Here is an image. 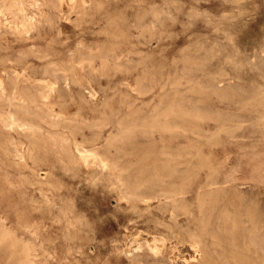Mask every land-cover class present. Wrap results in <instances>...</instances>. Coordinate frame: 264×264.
<instances>
[{
	"label": "rangeland",
	"instance_id": "obj_1",
	"mask_svg": "<svg viewBox=\"0 0 264 264\" xmlns=\"http://www.w3.org/2000/svg\"><path fill=\"white\" fill-rule=\"evenodd\" d=\"M90 1L0 7V264H263L264 0Z\"/></svg>",
	"mask_w": 264,
	"mask_h": 264
},
{
	"label": "bare ground",
	"instance_id": "obj_2",
	"mask_svg": "<svg viewBox=\"0 0 264 264\" xmlns=\"http://www.w3.org/2000/svg\"><path fill=\"white\" fill-rule=\"evenodd\" d=\"M38 1V0H37ZM86 1V0H85ZM90 1V0H89ZM93 1V0H92ZM96 1V0H95ZM98 1V0H97ZM91 2V1H90ZM133 2V1H132ZM47 3V2H46ZM60 3H62V1L60 2ZM75 3V2H74ZM69 6V5H68ZM24 8V7H23ZM45 8V7H44ZM241 8V7H240ZM244 8V7H243ZM242 8V9H243ZM152 9V8H151ZM21 10V9H20ZM55 10V9H54ZM28 11V10H27ZM157 11V10H156ZM243 11V10H242ZM29 12V11H28ZM162 11H160V12H157V13H161ZM22 13V12H21ZM42 13V12H41ZM47 13V12H46ZM52 13V12H51ZM154 13H155V10H154ZM14 14V13H13ZM6 15V14H5ZM11 15V14H10ZM43 15V14H42ZM39 16H41V15H39ZM51 16V15H50ZM49 16V17H50ZM65 16V15H64ZM46 17L48 18V16L46 15ZM52 19H53V17H52ZM48 20V19H47ZM131 20V19H130ZM162 20V19H161ZM3 21V20H2ZM65 21V20H64ZM130 22V21H129ZM152 22V21H151ZM10 23V22H9ZM56 24V23H55ZM146 24V23H145ZM40 25V24H39ZM147 25V24H146ZM6 27V26H5ZM147 28V27H146ZM56 29V28H55ZM144 30V29H143ZM49 32V31H48ZM57 32V31H56ZM59 32V31H58ZM31 33H33V32H31ZM44 33V32H43ZM134 33V32H133ZM37 34V33H36ZM42 34V33H41ZM40 34V35H41ZM53 35H54V33H52ZM56 34V33H55ZM32 35V34H31ZM34 36V35H33ZM38 36V35H37ZM51 36V35H50ZM15 37V36H14ZM27 37V36H26ZM25 37V38H26ZM45 37V36H44ZM53 37V36H52ZM12 38H13V36H12ZM22 39H24V38H22ZM11 40H13V39H11ZM25 41H27V40H25ZM142 42V41H141ZM148 42V41H147ZM1 43V42H0ZM143 43V42H142ZM3 44V43H2ZM24 45V44H23ZM17 46V45H16ZM15 46V47H16ZM25 46H26V44H25ZM21 47V46H20ZM79 49V48H78ZM139 49H141V48H139ZM16 52V51H15ZM21 53V52H20ZM207 53V52H206ZM35 54V53H34ZM44 54V53H43ZM123 54H124V52H123ZM122 54V55H123ZM82 55V54H81ZM105 55H107V54H105ZM28 56V55H27ZM71 56H73V54L71 55ZM83 56V55H82ZM39 57V56H38ZM87 57V56H86ZM111 57V56H110ZM210 57V56H209ZM261 57V56H260ZM74 58V57H73ZM104 58V57H103ZM107 58V57H106ZM138 58V57H137ZM198 58V57H197ZM75 59V58H74ZM81 59V58H80ZM99 59H100V57H99ZM263 59V58H262ZM261 59V60H262ZM53 60V59H52ZM73 60V59H72ZM77 60V59H76ZM81 60H83V57H82V59ZM85 60V59H84ZM108 60V59H107ZM137 60V62H138V59H136ZM244 60V59H243ZM242 60V61H243ZM28 61V60H27ZM79 61V60H78ZM92 61V60H91ZM100 61H101V59H100ZM245 61V60H244ZM243 61V62H244ZM253 61V60H252ZM263 61H264V59H263ZM262 61V62H263ZM75 62V61H74ZM104 62H105V60H104ZM103 62V63H104ZM112 62V61H111ZM203 62V61H202ZM29 63V62H28ZM100 63V62H99ZM109 63H110V61H109ZM199 63V62H198ZM204 63V62H203ZM245 63V62H244ZM27 64V63H26ZM25 64V65H26ZM81 64V63H80ZM105 64H107V63H105ZM208 64H209V62H208ZM214 64V63H213ZM258 64H261V63H258ZM71 65V64H70ZM69 65V66H70ZM73 65V64H72ZM71 65V66H72ZM77 65H78V63H77ZM205 65V64H204ZM118 66V65H117ZM212 66H215V65H212ZM263 66H264V62H263ZM262 66V67H263ZM5 67H7V66H5ZM120 67V66H119ZM187 67V66H186ZM186 67H184L183 66V68L186 70ZM250 67V66H249ZM261 67V66H260ZM261 67V69H263ZM39 68V67H38ZM49 68H51V67H49ZM70 68V67H69ZM127 68H128V66H127ZM183 68H181V70L183 69ZM188 68V67H187ZM43 69V68H42ZM64 69H65V67H64ZM189 69H190V67H189ZM194 69V68H193ZM193 69L191 68V70L193 71ZM195 69H196V67H195ZM258 69V68H257ZM260 69V68H259ZM24 70V69H23ZM23 70H21V71H23ZM67 70V69H66ZM203 70V69H202ZM210 70V69H209ZM215 70V69H214ZM247 70V69H246ZM60 71H61V69H60ZM68 71V70H67ZM197 71V70H196ZM205 71V70H204ZM212 71V70H211ZM210 71V72H211ZM216 71V70H215ZM214 71V72H215ZM261 71H263V70H261ZM54 72V71H53ZM191 72V71H190ZM259 72H260V70H259ZM38 73V72H37ZM180 73H181V71H180ZM212 73V72H211ZM22 74V73H21ZM179 74V73H178ZM183 74V73H182ZM185 74V73H184ZM264 74V73H263ZM6 75V74H5ZM27 75V74H26ZM49 75V74H48ZM181 75V74H180ZM188 75H189V73H188ZM260 75V74H259ZM62 76V75H61ZM179 76V75H178ZM195 76H197V75H195ZM202 76H204V75H202ZM262 76V75H261ZM52 77V76H51ZM192 77V76H191ZM197 77H199V76H197ZM13 78V77H12ZM139 78V77H138ZM146 78V77H145ZM149 78V77H148ZM170 78V77H169ZM178 78V77H177ZM181 77H179L178 79H180ZM182 78H183V76H182ZM188 78V77H187ZM186 78V79H187ZM194 78V77H193ZM38 79V78H37ZM142 79H144V78H142ZM185 79V80H186ZM198 79V78H197ZM41 80V79H40ZM168 80V79H167ZM188 80V79H187ZM223 80V79H222ZM225 80V79H224ZM3 81V80H2ZM14 81V80H13ZM43 81H44V79H43ZM137 81V80H136ZM135 81V82H136ZM163 81H165V80H163ZM192 81V80H191ZM190 81V82H191ZM193 81H195V80H193ZM192 81V82H193ZM231 81V80H230ZM229 81V82H230ZM46 82V81H45ZM109 82V81H108ZM132 82H134V81H132ZM134 82V83H135ZM174 82V81H173ZM173 82L171 83V84H173ZM203 82V81H202ZM232 82V81H231ZM235 82V81H234ZM54 83H56V82H54ZM206 83V82H205ZM214 83H215V81H214ZM222 83V82H221ZM242 83V82H241ZM240 83V84H241ZM164 84V83H163ZM213 84V83H212ZM234 84V83H233ZM239 84V83H238ZM59 85V84H58ZM129 85H130V82H129ZM144 85H146V84H144ZM206 85V84H205ZM210 85V84H209ZM214 86H217L218 87V85H216V84H213ZM226 85V84H225ZM228 85V84H227ZM235 85V84H234ZM249 85V84H248ZM21 86H23V85H21ZM37 86V85H36ZM138 86V85H137ZM173 86H175V85H173ZM212 86V85H211ZM229 86V85H228ZM233 86V85H232ZM236 86V85H235ZM239 86V85H238ZM242 86V85H241ZM24 87V86H23ZM27 87H29V86H27ZM32 87V86H31ZM50 87V86H49ZM48 87V88H49ZM52 87V86H51ZM98 87V86H97ZM105 87V86H104ZM146 87H148V86H146ZM222 87H223V85H222ZM230 87H231V85H230ZM244 87V86H243ZM245 87H247L246 86V83H245ZM257 87V86H256ZM60 88V87H59ZM65 88V87H64ZM99 88V87H98ZM162 88V87H161ZM206 88V87H205ZM209 88H211V87H209ZM209 88H207V89H209ZM224 88V87H223ZM226 88V87H225ZM234 89H235V87H233ZM255 88V87H254ZM23 89H25V88H23ZM27 89V88H26ZM35 89V88H34ZM54 89V88H53ZM52 89V90H53ZM61 89V88H60ZM67 89V88H66ZM77 89V88H76ZM103 89V88H102ZM108 89V88H107ZM150 89V88H149ZM222 89V88H221ZM242 88H240V90H241ZM248 89V88H247ZM14 90V89H13ZM40 90V89H39ZM38 90V91H39ZM42 90H45V89H42ZM79 90V89H78ZM135 90V89H134ZM138 90H139V88H138ZM182 89H180V91H181ZM185 90V89H184ZM226 89H224V91H225ZM233 90V89H232ZM246 90V89H245ZM244 90V91H245ZM254 90V89H253ZM4 91H6V89H4ZM41 91V90H40ZM54 91V90H53ZM61 91V90H60ZM81 91V90H80ZM179 91V92H180ZM228 91V90H227ZM230 91V90H229ZM238 91V90H237ZM263 91V90H262ZM23 92H24V90H23ZM29 92V91H28ZM42 92V91H41ZM59 92V91H58ZM62 92H63V89H62ZM65 92H66V90H65ZM73 92V91H72ZM98 92V91H97ZM136 92H137V90H136ZM141 92V91H140ZM144 92V91H143ZM145 92H147V91H145ZM182 93H183V90L181 91ZM180 92V93H181ZM230 92H232V91H230ZM246 92H247V90H246ZM248 92H250V90H248ZM48 93V92H47ZM64 93V92H63ZM76 93V92H75ZM74 93V94H75ZM96 93V92H95ZM178 93V92H177ZM223 93V92H222ZM236 93V92H235ZM234 93V94H235ZM32 94V93H31ZM56 94V93H55ZM67 94V93H66ZM78 94V93H77ZM99 94V93H98ZM142 94V93H141ZM219 94V93H218ZM224 94H227L226 92L225 93H223L222 95H224ZM228 94H230V93H228ZM238 94V93H237ZM33 95H35L34 93H33ZM57 95V94H56ZM172 95V94H171ZM175 95V94H174ZM240 95H242L241 93H240ZM240 95H238V97L240 96ZM244 95V94H243ZM26 96V95H25ZM61 96H63V95H61ZM160 96V95H159ZM188 96H190V95H188ZM220 96V95H219ZM227 96H232V94L231 95H227ZM235 96H236V94H235ZM234 96V97H235ZM245 96V95H244ZM32 97H34V96H32ZM171 97V96H170ZM173 97V96H172ZM180 97V96H179ZM182 97H183V95H182ZM256 97H258V96H256ZM78 98V97H77ZM174 98V97H173ZM192 98V97H191ZM231 98V97H230ZM11 99V98H10ZM28 99V98H27ZM151 99H153V98H151ZM158 99H159V97H158ZM168 99H169V97H168ZM178 99V98H177ZM188 99H190V97L188 98ZM187 99V100H188ZM227 99V98H226ZM80 100V99H79ZM101 100V99H100ZM106 100V99H105ZM141 100V99H140ZM180 100H182V99H180ZM195 100V99H194ZM2 101V100H1ZM35 101V100H34ZM139 101V100H138ZM178 101V100H177ZM176 101V102H177ZM260 101V100H259ZM36 102H38V101H36ZM101 102V101H100ZM122 102V101H121ZM133 102V101H132ZM151 102V101H150ZM150 102H148L149 104H150ZM161 102V101H160ZM159 101H158V103H160ZM164 102V101H163ZM172 102V101H171ZM175 101H173L172 103H176ZM190 102V101H189ZM78 103V102H77ZM102 103V102H101ZM158 103H156V104H158ZM162 103V102H161ZM186 103V102H185ZM185 103H183L184 105H185ZM193 103V102H192ZM51 104V103H50ZM54 104V103H53ZM105 104V103H104ZM106 104H107V102H106ZM131 104V103H130ZM147 104V103H146ZM163 104H166L167 105V103H163ZM169 104V103H168ZM181 105H182V103H180ZM189 104V103H188ZM16 105L18 106V104L16 103ZM34 105V104H33ZM37 105H38V103H37ZM56 105V104H55ZM162 105V104H161ZM172 105V104H171ZM100 106V105H99ZM163 106H165V105H163ZM174 106V105H173ZM180 106V105H179ZM178 106V107H179ZM199 106V105H198ZM0 107H3V106H0ZM37 107V106H36ZM127 107V106H126ZM153 107V106H152ZM156 107H157V105H156ZM159 107V106H158ZM182 107H183V105H182ZM189 107V106H188ZM10 108V107H9ZM23 108H25V107H23ZM57 108V107H56ZM139 108V107H138ZM154 108H155V106H154ZM161 108V107H160ZM166 108H167V106H166ZM168 108H170V106H168ZM173 108V107H172ZM171 108V109H172ZM200 108V107H199ZM98 109H100V108H98ZM162 109V108H161ZM164 109V108H163ZM162 109V110H163ZM201 109V108H200ZM199 109V110H200ZM0 110H1V108H0ZM3 110V109H2ZM33 110V109H32ZM66 110V109H65ZM119 110V109H118ZM118 110H116V111H118ZM141 110V109H140ZM160 110V109H159ZM173 110H175V109H173ZM176 110H177V107H176ZM197 110V109H196ZM23 111H25V109L23 110ZM126 111V110H125ZM165 111H166V109H165ZM181 111H183L182 109H181ZM8 112H9V110H8ZM30 112V111H29ZM29 112H25V113H29ZM34 112V111H33ZM37 112V111H36ZM45 112V111H44ZM75 112V111H74ZM106 112H107V110H106ZM150 113H152L153 112V110L152 111H149ZM170 112V111H169ZM175 112V111H174ZM177 112V111H176ZM186 112V111H185ZM194 112V111H193ZM202 112V111H201ZM208 112V111H207ZM218 112V111H217ZM1 113V112H0ZM11 113V112H10ZM35 113V112H34ZM125 113V112H124ZM131 113V112H130ZM135 113V112H134ZM148 113V112H147ZM146 113V114H147ZM157 113V112H156ZM162 113V112H161ZM167 114L166 112H163V114ZM209 113V112H208ZM213 113H215V112H213ZM15 114H17V113H15ZM33 114V113H32ZM39 114V113H38ZM116 114V113H115ZM128 114V113H127ZM160 114V113H159ZM204 114H206V113H204ZM210 114V113H209ZM211 114H212V111H211ZM216 114V113H215ZM235 114V113H234ZM7 115V114H6ZM108 115V114H107ZM152 115V114H151ZM169 115V114H168ZM168 115H167V117H168ZM185 115V114H184ZM236 115V114H235ZM0 116H3V115H0ZM5 116V115H4ZM123 116V115H122ZM146 116V115H145ZM148 116V115H147ZM192 116V115H191ZM199 116V115H198ZM31 117V116H30ZM91 117V116H90ZM142 117V116H141ZM201 117V116H200ZM203 117V116H202ZM206 117V116H205ZM22 118V117H21ZM42 118V117H41ZM89 118V117H88ZM98 118V117H97ZM123 118V117H122ZM136 117H134V119H135ZM138 118V117H137ZM146 118V117H145ZM198 118V117H197ZM20 119V118H19ZM62 119V118H61ZM66 119V118H65ZM70 119V118H69ZM75 119V118H74ZM74 119H70L71 121H73ZM100 119V118H99ZM132 119H133V117H132ZM155 119V118H154ZM160 119V118H159ZM170 120H171V118H169ZM244 119V118H243ZM16 120V119H15ZM43 120V119H42ZM76 120V119H75ZM112 120V119H111ZM130 120V119H129ZM129 120H128V122H129ZM136 120V119H135ZM139 120V119H138ZM169 120V121H170ZM245 120V119H244ZM255 120V119H254ZM21 121V120H20ZM24 121H26V120H22V122H24ZM27 121H29V120H27ZM47 121V120H46ZM131 121V120H130ZM141 121H142V119H141ZM157 121V120H156ZM159 121V120H158ZM160 121H162V120H160ZM248 121V120H247ZM252 121V120H251ZM7 122V121H6ZM9 122V121H8ZM43 122H45L44 120H43ZM58 122H60V121H58ZM62 122V121H61ZM77 122V121H76ZM78 122H80V121H78ZM105 122V121H104ZM120 122V121H119ZM148 122V121H147ZM245 122H246V120H245ZM249 122V121H248ZM45 123H47L48 124V121L47 122H45ZM44 123V124H45ZM50 123H52V122H50ZM50 123H49V125H50ZM98 123V122H97ZM102 123V122H101ZM112 123V122H111ZM121 123V122H120ZM131 123H133V122H131ZM153 123H155V122H153ZM170 122H168V124H169ZM247 123V122H246ZM36 124V123H35ZM85 124V123H84ZM109 123H107L106 124V126L108 125ZM135 124V123H134ZM138 124H139V122H138ZM149 124V123H148ZM160 124V123H159ZM177 124V123H176ZM179 124H181V123H179ZM21 125V124H20ZM34 125V124H33ZM57 125H59L58 123H57ZM61 125V124H60ZM87 125V124H86ZM97 125V124H96ZM101 125V124H100ZM100 125H98V126H100ZM104 126H105V124H103ZM114 125H115V123H114ZM167 125V124H166ZM178 125V124H177ZM36 126V125H35ZM41 126V125H40ZM47 126V125H46ZM54 126V125H53ZM112 126V125H111ZM121 126V125H120ZM119 126V127H120ZM127 126V125H126ZM130 126V125H129ZM136 125H133L132 127H135ZM150 126V125H149ZM257 126V125H256ZM43 127H45V126H43ZM62 127V126H61ZM77 127V126H76ZM93 127V126H92ZM114 127V126H113ZM125 127V126H124ZM131 127V126H130ZM155 127H157V125L155 126ZM168 127V126H167ZM182 127V126H181ZM7 128H8V126H7ZM37 128H39V127H37ZM60 128V127H59ZM63 128V127H62ZM61 128V129H62ZM72 128H74V127H72ZM94 128H95V126H94ZM115 128H117V126L115 127ZM127 128H128V126H127ZM143 128V127H142ZM146 128V127H145ZM144 128V129H145ZM150 128H152V127H150ZM154 128V127H153ZM163 128V127H162ZM166 128V127H165ZM171 128V127H170ZM233 128V127H232ZM49 129V128H48ZM47 128H46V130L47 131H49ZM80 129V128H79ZM78 129V130H79ZM82 130V129H81ZM84 130V129H83ZM103 130V129H102ZM115 130H117V129H115ZM143 130V129H142ZM183 130V129H182ZM195 130V129H194ZM47 131H45V132H47ZM57 131V130H56ZM139 131V130H138ZM141 131V130H140ZM163 131V130H162ZM185 131H187V130H185ZM204 131H206V130H204ZM9 132V131H8ZM66 132V131H65ZM64 132V133H65ZM77 132V131H76ZM110 132H111V130H110ZM128 132V131H127ZM151 132V131H150ZM178 132V131H177ZM9 133H11V132H9ZM49 133V132H48ZM90 133V132H89ZM94 133H95V131H94ZM97 133V132H96ZM118 133V132H117ZM122 133L123 132H121V135H122ZM125 133V132H124ZM142 133V132H141ZM152 133V132H151ZM50 134V133H49ZM84 134V133H83ZM194 134V133H193ZM113 135H116V136H118L119 135V133L118 134H113ZM131 135H132V133H131ZM210 135V134H209ZM239 135H240V133H239ZM238 135V136H239ZM14 136V135H13ZM59 136V135H58ZM60 136H63L62 134L60 135ZM87 136H88V134H87ZM91 137H92V135H90ZM120 136V135H119ZM125 136V135H124ZM138 136V135H137ZM203 135H201V137H202ZM53 137V136H52ZM86 137V136H85ZM122 137V136H121ZM126 137V136H125ZM129 137V136H128ZM135 137V136H134ZM209 137V136H208ZM234 137H235V135H234ZM63 138H65V137H63ZM88 138V137H87ZM124 138V137H123ZM211 138V137H210ZM22 139V138H21ZM56 139V138H55ZM110 139H113L112 137L110 138ZM121 139V138H120ZM133 139H135V138H133ZM17 141V140H16ZM67 141V140H66ZM109 141V140H108ZM124 141V140H123ZM132 141V140H131ZM143 141V140H142ZM141 140H140V142H142ZM261 141V140H260ZM117 142V141H116ZM119 142H122V141H119ZM125 142V141H124ZM123 142V143H124ZM126 142H128V141H126ZM132 142H134V141H132ZM139 141H138V144L140 143ZM130 144H131V142H130ZM106 145V144H105ZM117 145H118V143H117ZM120 145V144H119ZM116 146V145H115ZM102 148V147H101ZM103 148H104V146H103ZM124 148V147H123ZM122 148V149H123ZM86 149H88L87 147H86ZM99 149H100V147H99ZM120 148H118L117 150H119ZM175 149V148H174ZM108 150H109V148H108ZM127 150V149H126ZM129 150V149H128ZM90 151H91V148H90ZM11 152V151H10ZM96 152V151H95ZM119 152V151H118ZM165 152V151H164ZM12 153V152H11ZM21 153V152H20ZM26 153V152H25ZM78 153V152H77ZM80 153V152H79ZM98 153V152H97ZM104 153V152H103ZM112 153V152H111ZM152 152H150V154H151ZM99 154V153H98ZM107 154V153H106ZM109 154V153H108ZM107 154V155H108ZM148 154V153H147ZM170 154V153H169ZM169 154H168V156H169ZM185 154V153H184ZM99 155H101V154H99ZM178 155H180V153L178 154ZM106 156V155H105ZM171 156V155H170ZM23 157V156H22ZM82 157V156H81ZM100 157V156H99ZM104 157V156H103ZM102 157V158H103ZM110 157V156H109ZM24 158V157H23ZM185 158V157H184ZM107 159V158H106ZM106 159H103L104 161L106 160ZM109 159V158H108ZM108 159H107V161H108ZM112 159V158H111ZM115 159V158H114ZM118 159H120V158H118ZM122 159V158H121ZM103 160H101L102 162H104ZM24 161H25V159H24ZM113 161V160H112ZM117 162H119V161H117ZM32 163V162H31ZM121 163V162H120ZM126 163V162H125ZM182 163V162H181ZM114 165V164H113ZM30 166V165H29ZM94 167V166H93ZM100 167V166H99ZM119 167V166H118ZM121 167V166H120ZM119 167V168H120ZM133 167V166H132ZM149 167V166H148ZM115 168V167H114ZM123 168H124V166H123ZM103 169V168H102ZM122 169V167L120 168V170ZM126 169H127V167H126ZM130 169H131V167H130ZM129 169V170H130ZM140 169V168H139ZM147 169V168H146ZM152 169V168H151ZM45 170V169H44ZM125 170V169H124ZM127 171V170H126ZM132 171V170H131ZM140 172V171H139ZM156 172V171H155ZM171 172V171H170ZM154 173V172H153ZM183 173V172H182ZM134 174H136V173H134ZM133 174V175H134ZM155 174V173H154ZM129 175V174H128ZM132 175V176H133ZM161 175V174H160ZM174 175V174H173ZM9 176V175H8ZM42 176V175H41ZM156 176V175H155ZM191 176V175H190ZM66 177V176H65ZM128 176H126V178H127ZM160 177V176H159ZM162 177V176H161ZM167 177V176H166ZM123 178H125V177H123ZM135 178H136V176H135ZM164 178H165V176H164ZM173 178H175V177H173ZM189 178V177H188ZM131 179V178H130ZM151 179V178H150ZM162 179V178H161ZM149 180V179H148ZM122 181V180H121ZM125 181H127V180H125ZM133 182H134V180H132ZM147 181V180H146ZM160 181V180H159ZM167 181H168V179H167ZM51 182V181H50ZM148 182V181H147ZM165 182V181H164ZM131 183V182H130ZM139 183V182H138ZM144 183V182H143ZM152 183V182H151ZM154 183V182H153ZM128 184V183H127ZM145 184V183H144ZM150 184V183H149ZM174 184H175V182H174ZM143 185V184H142ZM158 185V184H157ZM201 185V184H200ZM213 185V184H212ZM154 186H156V185H154ZM208 186V185H207ZM255 186H256V184H255ZM138 188V187H137ZM146 188V187H145ZM136 189V188H135ZM149 189H151V188H149ZM178 189V188H177ZM243 189V188H242ZM246 189V188H245ZM37 190V189H36ZM40 191V190H39ZM49 191H51V190H49ZM145 192H146V190H145ZM156 192V191H155ZM171 192H172V190H171ZM170 192V193H171ZM177 192V191H176ZM244 193V192H243ZM142 194V193H141ZM175 194V193H174ZM137 195V194H136ZM144 195V194H143ZM180 195V194H179ZM205 196V195H204ZM49 197V196H48ZM148 199V198H147ZM146 199V200H147ZM149 201H150V198H149ZM178 201V200H177ZM153 206V205H152ZM163 206V205H162ZM59 218V217H58ZM0 219H3V218H0ZM69 219V218H68ZM231 219V218H230ZM180 222V221H179ZM184 222V221H183ZM183 222H181V223H183ZM1 223V222H0ZM7 227H8V225H7ZM183 227V226H182ZM185 227V226H184ZM0 228H1V225H0ZM202 228V227H201ZM219 228V227H218ZM224 228V227H223ZM8 229H5V230H2L3 231V233L4 232H6ZM12 230V229H11ZM129 230V229H128ZM249 230V229H248ZM13 231V230H12ZM227 232V231H226ZM9 233H11V232H9ZM250 233V232H249ZM1 234V233H0ZM228 234H231V233H228ZM2 235H4V234H2ZM7 235V234H6ZM9 235V234H8ZM11 235H12V233H11ZM63 235V234H62ZM138 235V234H137ZM196 235V234H195ZM194 235V236H195ZM5 236V235H4ZM14 236V235H13ZM20 236V235H19ZM67 236V235H66ZM198 236V235H197ZM6 237V236H5ZM8 237V236H7ZM70 237V236H69ZM135 237H136V235H135ZM134 237V238H135ZM137 237H139V235L137 236ZM161 237V236H160ZM1 238V237H0ZM3 238V237H2ZM9 238H10V236H9ZM17 238V237H16ZM165 238V237H164ZM161 239V238H160ZM227 239V238H226ZM243 239V238H242ZM13 240V239H12ZM11 240V241H12ZM17 240V242H18V239H16ZM24 240V239H23ZM73 240V239H72ZM154 240V239H153ZM162 240V239H161ZM0 241H1V239H0ZM4 241V240H3ZM28 241V240H27ZM30 241V240H29ZM28 241V242H29ZM139 241V240H138ZM148 241V240H147ZM171 241V240H170ZM169 241V242H170ZM5 242V241H4ZM13 242V241H12ZM17 242H16V244H17ZM21 242V241H20ZM64 242H66V241H64ZM166 242V241H165ZM254 242V241H253ZM2 243V242H1ZM24 243V242H23ZM200 243V242H199ZM11 244V243H10ZM15 244V243H14ZM32 244V243H31ZM67 244V243H66ZM13 245V244H12ZM25 245V244H24ZM74 245V244H73ZM1 246V245H0ZM18 246V245H17ZM67 246V245H66ZM131 246V245H130ZM134 246V245H133ZM8 247V246H7ZM11 247V246H10ZM16 247V246H15ZM39 247V246H38ZM155 247V246H154ZM170 247V246H169ZM14 248V247H13ZM17 248V247H16ZM124 248V247H123ZM131 248V247H130ZM140 248V247H139ZM139 248H138V250H139ZM148 248H150V247H148ZM157 248V247H156ZM159 248H161V247H159ZM152 249V248H151ZM252 249V248H251ZM78 250H80V249H78ZM141 250V249H140ZM139 250V251H140ZM154 250V249H153ZM156 250V249H155ZM155 250H154V255H155ZM159 250V249H158ZM18 251V250H17ZM77 251V250H76ZM19 252V251H18ZM21 252V251H20ZM32 252V251H31ZM131 252V251H130ZM153 252V251H152ZM158 252V251H157ZM215 252V251H214ZM219 252V251H218ZM230 251H228V253H229ZM6 253V252H5ZM9 253V252H8ZM17 253V252H16ZM77 253V252H76ZM158 253H160V251L158 252ZM12 254H13V252H12ZM22 255V254H21ZM35 255V254H34ZM39 255V254H38ZM242 255V254H241ZM245 255V254H244ZM249 255H251V254H249ZM260 255V254H259ZM11 256V255H10ZM9 256V257H10ZM177 256V255H176ZM222 256V255H221ZM248 256V255H247ZM17 257V256H16ZM125 257V256H124ZM218 257V256H217ZM250 257V256H249ZM25 258V257H24ZM140 258V257H139ZM195 258V257H194ZM137 259V258H136ZM255 259V258H254ZM259 259H261V258H259ZM6 260H7V258H6ZM10 260V259H9ZM221 260V259H220ZM165 261V260H164ZM167 261V260H166ZM253 261V260H252ZM6 262V261H5ZM28 262V261H27ZM142 262V261H141ZM256 262V261H255ZM254 262V263H255ZM16 263V262H15ZM262 263V262H261ZM173 264V263H172ZM225 264V263H224ZM227 264V263H226ZM228 264H229V262H228ZM244 264H246V263H244ZM263 264H264V262H263Z\"/></svg>",
	"mask_w": 264,
	"mask_h": 264
},
{
	"label": "clouds",
	"instance_id": "obj_3",
	"mask_svg": "<svg viewBox=\"0 0 264 264\" xmlns=\"http://www.w3.org/2000/svg\"><path fill=\"white\" fill-rule=\"evenodd\" d=\"M0 7H2L4 11H8L10 8L15 7V5L10 4L8 0H0Z\"/></svg>",
	"mask_w": 264,
	"mask_h": 264
}]
</instances>
